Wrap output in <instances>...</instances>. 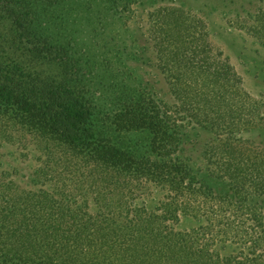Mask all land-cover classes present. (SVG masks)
<instances>
[{
  "label": "trees",
  "instance_id": "obj_1",
  "mask_svg": "<svg viewBox=\"0 0 264 264\" xmlns=\"http://www.w3.org/2000/svg\"><path fill=\"white\" fill-rule=\"evenodd\" d=\"M195 25L191 33L177 25L179 45L208 52ZM159 54L198 82L179 77L172 89L179 109L212 133L203 168L177 156L182 119L145 91L123 95L106 123L114 134L146 133L138 153L97 127L69 70L44 77L0 54V142L36 146L33 180L44 181L24 189L0 171V264H264V145L235 136L259 125L255 102L228 63L218 61L228 79L220 84L205 67L181 68L178 52ZM135 181L170 195L155 209L136 205ZM182 218L196 224L178 230Z\"/></svg>",
  "mask_w": 264,
  "mask_h": 264
},
{
  "label": "rangeland",
  "instance_id": "obj_2",
  "mask_svg": "<svg viewBox=\"0 0 264 264\" xmlns=\"http://www.w3.org/2000/svg\"><path fill=\"white\" fill-rule=\"evenodd\" d=\"M197 22L210 46L205 53H198L200 48L191 44L179 45L177 25L187 26L191 33ZM160 51L178 52L181 68L205 67L220 84L228 79L226 72L219 71L218 61L228 63L237 89L255 102L260 119L256 128L242 129L235 136L264 145V0H0L4 61L19 62L35 73H46L44 77L58 79L69 70L75 90L96 107L97 127L110 130L116 143L138 153L147 151L146 133L114 134L106 123L123 95L145 91L182 119V129L175 130L181 136L177 156L203 168V148L212 133L179 109L172 89L179 77V85L198 82L179 73L173 61L161 63ZM40 163L36 146L0 142V171L22 188L38 189L44 184L33 180ZM144 182L135 181L142 190L133 195V202L158 208L170 194L156 183ZM91 209H95L93 203ZM195 224L182 218L176 228Z\"/></svg>",
  "mask_w": 264,
  "mask_h": 264
}]
</instances>
